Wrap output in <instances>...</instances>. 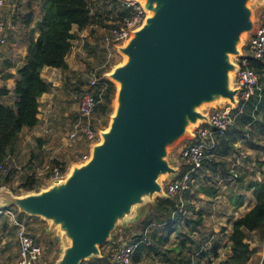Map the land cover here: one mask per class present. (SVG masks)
Segmentation results:
<instances>
[{
	"label": "water",
	"instance_id": "obj_1",
	"mask_svg": "<svg viewBox=\"0 0 264 264\" xmlns=\"http://www.w3.org/2000/svg\"><path fill=\"white\" fill-rule=\"evenodd\" d=\"M136 1L146 16L115 47L123 60L103 73L116 84L114 110L89 157L46 188L25 194L0 188V209L39 217L45 232H54L60 247L53 264L101 258L100 247L119 224L168 196L163 178L178 172L170 150L208 121L206 106L236 107L234 58L254 28L252 5L264 6V0Z\"/></svg>",
	"mask_w": 264,
	"mask_h": 264
},
{
	"label": "rangeland",
	"instance_id": "obj_2",
	"mask_svg": "<svg viewBox=\"0 0 264 264\" xmlns=\"http://www.w3.org/2000/svg\"><path fill=\"white\" fill-rule=\"evenodd\" d=\"M91 13L94 16L100 15V23H94L86 27V29L79 32L77 39L73 46L75 49H81L82 65L78 70L76 77H72L69 74L60 75L53 74L52 81H56V85L53 86V96L50 97V103H45L40 107V114L48 113V110L53 114L52 118L55 120L56 116L60 113V101L66 103L65 109L68 110L70 119L75 120L77 117L76 110L73 108L75 102L80 94V91L87 82L88 75L91 71L95 70L98 74H102V71L108 72L112 66L123 60V56L119 54L113 47L109 52L105 49L103 44V38L107 34L108 30L114 26L117 22L114 20L115 12L120 5L114 0H87ZM41 3L40 0H6L5 6L2 9V19L6 27V45L3 47L0 53V72L2 77L8 68H5V62L10 63L9 56L12 52L20 57V50L26 44L30 35V29L40 15H41ZM115 8V12L112 10ZM254 11V17L258 18L261 12V7L252 5ZM29 15L32 17L31 22L27 23ZM81 35V36H80ZM103 72V73H104ZM74 79V81H71ZM116 87V84H114ZM61 87L67 91L62 95ZM62 97L64 98L62 100ZM214 105L206 106L205 110L211 112ZM64 109V107H63ZM109 110L106 114L101 113L100 106L96 107L90 116V122L96 129H106L109 123V116L114 110V98L111 100ZM249 114V112L247 113ZM264 114V106L261 107L258 115L250 114L252 120L249 122V136L251 143H256L257 146L252 147L250 151L243 150L238 146L237 153L229 155L225 160L220 157L219 151L224 148V144L221 142L218 144L214 165L217 167V173L204 174L202 171L195 177L191 189L184 193L183 200L185 203L182 216L178 220L176 225H172L168 230H162L161 226L156 222H152L153 236L151 237V244L155 248L146 249L142 251L147 252L144 254V259L141 256V264H218L221 260L225 259L229 254V234L231 232V225L235 218L238 217L246 208L253 205V192L252 189L246 190L245 185L248 182L256 181L261 178L258 175V171L264 167V136L261 128L264 122L262 115ZM72 126V125H71ZM236 127L237 130L241 129ZM235 128V129H236ZM244 129V128H243ZM232 131V130H231ZM244 133V130L243 132ZM183 140H179L175 146L170 150V157L174 158V155L181 145ZM81 145H77L78 157L75 163H80L86 160L90 155L88 142H79ZM246 143V142H245ZM76 153V152H74ZM84 154V155H83ZM245 156V157H244ZM236 159V160H235ZM240 163L238 162V160ZM222 163V164H221ZM231 163V168H227V164ZM261 163V164H260ZM174 164L177 163L174 161ZM71 164H67L66 170ZM226 168L229 174L226 175ZM239 171V173H238ZM233 173V175H232ZM12 171L5 177H0L1 183H10L12 181ZM235 174V175H234ZM236 174L243 175V183L237 182ZM28 174H22L19 179L12 185V190L18 194H25L29 192L37 191L41 188H46L49 181L46 179L45 174H37L35 179L37 183H40L38 188L34 191H25L20 188L19 185L24 181ZM227 178V180H225ZM167 181L166 177L163 178V185ZM2 185V184H1ZM198 186L207 187L216 191L214 196H204L197 193ZM12 191V192H13ZM237 197H242L245 201L243 208L236 213L237 208L234 207ZM191 201V203H190ZM154 202H147L143 206L138 208V215L134 222L127 223L125 225L119 224L112 232L111 240L106 242L100 247L102 255H105L109 245H112L113 241L121 239L128 242L134 234H138L141 230L142 220L148 212L154 210ZM198 214L201 217V224L197 225L195 231H191L192 224L185 225L186 220H194ZM3 214H0V264H15L17 260V243L14 237V229L9 222L4 218ZM20 218L27 223L28 229L31 232L34 240L38 245L43 248L45 264H52L58 256L59 252V240L55 237L54 232L47 234L45 228L47 222L39 217H28L24 214H20ZM140 228V230H139ZM136 233H133L135 231ZM143 230V229H142ZM168 237L167 242H163ZM247 242L254 248V252L251 254L247 264H263L264 258V242H261L257 238L255 232H251L247 236ZM91 259L83 261L82 264H90ZM139 261V264H140Z\"/></svg>",
	"mask_w": 264,
	"mask_h": 264
},
{
	"label": "trees",
	"instance_id": "obj_3",
	"mask_svg": "<svg viewBox=\"0 0 264 264\" xmlns=\"http://www.w3.org/2000/svg\"><path fill=\"white\" fill-rule=\"evenodd\" d=\"M40 3L41 15L30 30L31 38L27 41L24 63L18 68V76L14 81L13 92L16 94L17 100L12 107L0 104V162L14 153L15 142L22 127L32 128L38 123V98L48 92L52 86L51 83L41 77L42 68L45 66L61 70L68 68L66 56L72 47V40L77 36L76 32L72 30V26L75 25L77 31H81L89 25L100 23L101 21L100 15L94 16L91 13L87 0H40ZM129 14L130 9L120 6L116 9L114 20L119 22L124 16ZM30 18L31 16L29 15L26 22H29ZM34 32H38L36 39H34ZM4 64L5 68H9L8 62ZM251 67L258 73L259 89L244 106L235 123L223 136H220L219 143L221 142L225 145L219 151L221 156L228 154L229 147L227 146H231L232 143L229 138L237 130L236 127L249 123L252 120L250 114L258 115L261 107L264 106V58L262 60H253ZM10 76L6 72L2 79L5 80ZM104 80L107 82V87L102 92L101 99L96 104L95 109L99 105L101 113L106 114L111 112L109 105L114 98L116 87L110 80L106 78ZM7 93L8 90L3 85L0 89V96ZM95 97L98 99L97 95ZM248 112L249 114H247ZM262 118L264 119V114ZM261 130L264 133V122ZM205 161L206 159L202 162V169H205ZM63 167L65 168L64 164ZM236 178L237 182L244 186L243 175H238ZM36 180L35 176L29 175L25 177L19 187L25 191H34L40 184ZM1 184L3 183L0 182ZM244 187L246 190L252 189L255 204L246 213L233 220L229 234V254L218 264H247L255 250L246 240L249 233L255 232L257 238L261 242L264 241V180L248 182ZM197 190L206 196L216 195V191L207 187L198 186ZM154 204V210L148 212L141 221L144 227L156 222L157 225L161 226L162 230H168L172 225L177 224L182 214L171 220L172 212L178 209L179 201L177 196L156 198ZM242 205L243 198L237 197L234 207L239 208ZM9 208L17 210L13 206ZM185 222V225L192 224L193 226L190 230L195 231L197 225L201 224L200 214H198L196 219H188ZM167 240L168 237L163 242L165 243ZM142 248L144 247L140 246L136 251L133 257V264H137L139 252ZM151 248H155L153 244L149 246V249ZM90 261H92L91 264H107V261L111 262L106 254L101 258H94ZM82 263L83 261L80 264Z\"/></svg>",
	"mask_w": 264,
	"mask_h": 264
},
{
	"label": "built area",
	"instance_id": "obj_4",
	"mask_svg": "<svg viewBox=\"0 0 264 264\" xmlns=\"http://www.w3.org/2000/svg\"><path fill=\"white\" fill-rule=\"evenodd\" d=\"M120 6L130 9V14L124 16L119 22L112 26L103 38L105 49L121 45L131 35V31L137 28L144 20L146 12L136 0H114ZM6 0H0V52L6 45L5 25L2 19V9ZM116 50V49H115ZM264 58V6L259 17H255V25L240 47V55L234 59L238 65V71L234 75V86L239 88L236 94L238 102L234 109L230 102H226L222 108H214L208 113V121L199 123L192 129L193 139L183 140L174 155L178 172L165 182L164 191L168 196H177L179 205L171 214V220L181 215L185 206L183 196L194 182L196 175L201 171L202 162L207 156L215 152L219 144L220 136L235 123L237 117L242 113L244 106L259 89L258 73L251 67L253 60ZM103 73L98 74L93 70L83 87L77 102V117L72 123L71 129L62 137L61 147L72 149L79 141L92 143L98 140V129L90 122L96 104L101 99L102 92L107 87ZM3 80L0 73V89ZM98 96L96 99L95 96ZM14 161L10 156L0 162V177L9 175ZM183 170V171H182ZM66 167L60 162L50 159L42 168L40 174H45L49 183L61 179L66 174ZM0 213L8 214L15 229V240L17 243V260L15 264H45L43 248L36 243L28 225L15 215L13 209H0ZM152 225H147L138 234L134 235L128 242L120 243L113 241V245L107 248L106 255L112 264H133V257L140 246L151 245L150 234ZM264 242V241H263Z\"/></svg>",
	"mask_w": 264,
	"mask_h": 264
},
{
	"label": "crops",
	"instance_id": "obj_5",
	"mask_svg": "<svg viewBox=\"0 0 264 264\" xmlns=\"http://www.w3.org/2000/svg\"><path fill=\"white\" fill-rule=\"evenodd\" d=\"M112 12L113 13L115 12V8H113ZM31 18H30L29 22H27V23L31 22ZM34 23H35V21H34ZM34 23L31 27V29L34 27ZM5 30H6V27H5ZM72 30L76 32L77 36H78L79 32L82 31V30L77 31V27L75 25L72 26ZM37 36H38V32H34V39H36ZM77 36L74 40H72V47L70 49V52L66 56V63L68 65V68L66 70H61L58 68L47 67V66L42 68L41 77L43 79H45L46 81H48L49 83H51L52 86L48 92L42 94L38 98V101H39L38 110H40V107L42 105H45V103L48 104L51 102L49 99H50V97L53 96V93H52V91H54L53 86L56 85V81H52V79H53L52 75L53 74H60V75L63 74L64 77L66 76V74H69L72 77H76L78 70L82 65V60H81L82 51H79L81 49H75L73 46L75 40L77 39ZM30 38H31V33H30L27 41ZM26 45H27V42L22 47V49L20 50V52H21L20 57L18 55H16L15 52H12L9 56V59H10L9 65L10 66L8 68V73L11 76L5 80L2 79L3 85L8 90V93L6 95L0 96V104H2V105L12 107L14 102L17 100V96L13 92V86H14V81L18 76L17 70L24 63V56L26 53ZM79 52H81V53H79ZM0 61H1V57H0ZM90 73H89V75H90ZM89 75H88V77H89ZM1 76H2V73H1ZM71 81H74V79H72ZM81 91H80V93H81ZM61 92H62V95H64L67 91H65L64 87H61ZM78 98H79V96H78ZM78 98H77L75 105L73 107L76 110V113H77V107H78V105H77ZM63 99L64 98L62 97V100ZM65 105H66V103L64 101H60V113H59V115L56 116L55 120L52 118L53 114L50 112V110H48V113H45L43 115L40 114V111H39V113L37 115L38 123L35 126H33L32 128L22 127V129L18 135V138L15 142L14 153L12 155H10V158L14 161V164H13V167L11 170L12 173H14V174H12L14 176H12V178H11L12 181L10 183H3L2 185H0V188L4 187L10 191H13L11 186L15 185V183H16L15 181L17 179H19L22 174H28V175H33V176L40 174L43 166L50 159H53L54 162H60V163L64 164L65 166L67 164H72V163L77 162V160L74 159V158L79 156V154H77L76 147H77V145H81V143H79V142H83V141H79L78 143H76V145L72 149H65V148L61 147L62 137L71 129V125L74 122L73 119H70L68 110L65 109ZM63 107H64V109H63ZM249 124L250 123L242 124L241 129L239 128L238 130L234 131L233 134H231L229 139L231 140L232 143H231V146H227V147H229L228 154L225 156L220 155V157H222L224 159L222 162H226L225 160L228 158V156L230 154L233 155V154L237 153V151L241 152V150L238 149V146H240V144H241V147L243 148V150H245V152L250 151L252 149V147L257 146V144L255 142L251 143V139L249 136V130H250ZM243 130H244V133H242ZM261 136L263 137L264 133ZM74 152H76V153H74ZM215 153H216V150H215V152H213L212 154L207 156V158H205L206 159L205 169L204 168L201 169L203 174L205 172L217 173V167L218 166L214 165V163H213L215 161V158H214ZM238 162L240 163L239 160H238ZM226 166L228 169L231 168V163H228ZM227 168H226V173H227L226 175H228V173H229ZM201 171H199L198 174ZM238 173H239V171H238ZM198 174L196 175V177L198 176ZM229 174H231V173H229ZM232 175H233V173H232ZM236 175H239V174H236ZM258 175H260L262 178H264V167L262 168V170L258 171ZM225 180H227V178H225ZM256 181H261V178L256 179ZM192 185L193 184H191V186ZM190 189H191V187H190ZM196 191H197V193L204 195V194L200 193L197 189H196ZM13 193L15 194L14 191H13ZM16 194H18V193H16ZM204 196H206V195H204ZM253 200H254V198H253ZM190 203H191V201H190ZM244 203H245V201L243 200V205H244ZM254 204H255V200H254L253 205ZM243 205L240 206L239 208H237L236 213H238L240 210H241V212L244 210ZM252 206H250L249 208H246V210L243 211L240 215L238 214V217L243 215L244 213H246ZM13 210L15 212V215L18 218H20L18 211L15 209H13ZM0 214H3V216H5L4 218L9 222V225H11L12 228L14 229L11 217L6 213H0ZM141 226H142L141 227V230H142L144 226H143V224H141ZM134 230L135 231H133V233H136V229H134ZM139 230H140V228H139ZM152 233H153V230L150 234L151 237L154 234V233L153 234ZM14 234H15V229H14ZM136 234H134V235H136ZM14 237H15V235H14ZM116 241H119L120 243L125 242V241H122L121 239H117ZM112 245H113V243H112ZM112 245H109L108 248ZM146 248L147 247H144V248H142V250L146 249ZM142 250H140V252H139L137 264H139L141 256L144 259V254H147V252H144ZM141 261H142V259H141ZM141 261H140V264H141ZM107 264H112V262L107 261Z\"/></svg>",
	"mask_w": 264,
	"mask_h": 264
}]
</instances>
